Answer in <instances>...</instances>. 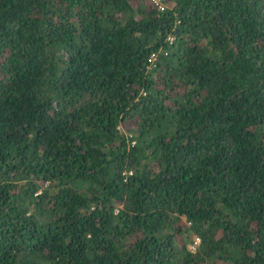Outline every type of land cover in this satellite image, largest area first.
<instances>
[{
	"label": "trees",
	"instance_id": "trees-1",
	"mask_svg": "<svg viewBox=\"0 0 264 264\" xmlns=\"http://www.w3.org/2000/svg\"><path fill=\"white\" fill-rule=\"evenodd\" d=\"M160 2L0 0V264H264V0Z\"/></svg>",
	"mask_w": 264,
	"mask_h": 264
},
{
	"label": "rangeland",
	"instance_id": "rangeland-1",
	"mask_svg": "<svg viewBox=\"0 0 264 264\" xmlns=\"http://www.w3.org/2000/svg\"><path fill=\"white\" fill-rule=\"evenodd\" d=\"M120 129H122L123 131H126V129H127V125L126 124H122V125H120ZM195 239V241L194 242H192L191 244H189L188 245V247L189 248H193V246H195L196 245V243L198 242V239L197 238H194Z\"/></svg>",
	"mask_w": 264,
	"mask_h": 264
},
{
	"label": "built area",
	"instance_id": "built-area-1",
	"mask_svg": "<svg viewBox=\"0 0 264 264\" xmlns=\"http://www.w3.org/2000/svg\"><path fill=\"white\" fill-rule=\"evenodd\" d=\"M153 3L158 7L159 10L164 9V4L160 2V0H152Z\"/></svg>",
	"mask_w": 264,
	"mask_h": 264
}]
</instances>
